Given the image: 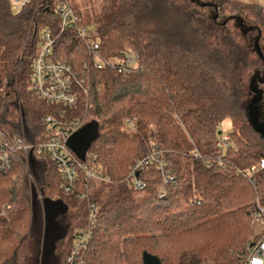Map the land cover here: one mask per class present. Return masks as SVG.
Wrapping results in <instances>:
<instances>
[{
  "label": "trees",
  "instance_id": "16d2710c",
  "mask_svg": "<svg viewBox=\"0 0 264 264\" xmlns=\"http://www.w3.org/2000/svg\"><path fill=\"white\" fill-rule=\"evenodd\" d=\"M102 3V68L74 29L55 44L56 58L83 74L77 106L66 109L31 88L40 36L58 27L56 0L19 12L0 0V129L35 143L50 134L47 116L65 111L67 120H86L96 128L88 153L81 158L71 148L104 178L92 189L82 177L65 195L57 167L38 153L0 173V264H14L30 241L36 251L26 256L38 261L46 199L69 212L68 237L56 247L63 264L89 226V202L98 218L73 264H144V253L162 264H238L255 235L253 214L264 207V97L245 83L255 51L264 62V8L238 0ZM229 21L236 26L228 28ZM253 31L254 45L246 36ZM126 54L137 55L138 64L120 73L117 61ZM125 119L138 120L140 132H125ZM227 119L237 129L219 147V124ZM153 150L176 179L166 182L149 167L139 175L145 188L136 190L128 184L131 170Z\"/></svg>",
  "mask_w": 264,
  "mask_h": 264
},
{
  "label": "built area",
  "instance_id": "2783aa9c",
  "mask_svg": "<svg viewBox=\"0 0 264 264\" xmlns=\"http://www.w3.org/2000/svg\"><path fill=\"white\" fill-rule=\"evenodd\" d=\"M34 1L40 2L41 0H26L23 6ZM13 9L15 8L13 7ZM55 19L57 29L51 26L47 27L40 36L33 62L31 88L43 101L72 109L77 106L79 100L77 88L84 83L83 74L76 71L69 62L56 58L55 44L65 32L74 29L78 37L85 43L87 51L93 54L95 65L102 68L98 57L100 38L97 31H89L86 26L81 25L78 12L67 2H59L56 5ZM137 64L138 56L131 54H126L124 58L117 61L120 73H126ZM65 114L63 111L59 117L47 116L45 118V125L51 131L42 142L32 143L25 138H11L0 129V173L11 170L15 163H21L23 159L26 160L30 153H38L47 156L57 167L63 179L62 189L65 195L72 194L77 189L82 177L88 183L103 181L101 172L90 167L86 161L79 159L69 145L70 140L86 126V120H67ZM123 130L132 134L139 133L138 120L125 119ZM229 140V136L226 135L218 142V146L225 147ZM261 165L264 167V161ZM149 167L161 171L166 182L176 179L172 172L165 171L162 152L153 150L146 158L134 165L131 170L133 179L131 182L128 181L129 186H134L136 190H143L145 183L139 178V175L141 171ZM88 211L89 226L86 230H82L77 237L75 248L68 259L70 264H73L74 257L79 253V250L86 246L92 229L95 228L98 207L89 202ZM253 218L255 235L246 250L241 252L238 264H264V207L258 205Z\"/></svg>",
  "mask_w": 264,
  "mask_h": 264
},
{
  "label": "rangeland",
  "instance_id": "374dc122",
  "mask_svg": "<svg viewBox=\"0 0 264 264\" xmlns=\"http://www.w3.org/2000/svg\"><path fill=\"white\" fill-rule=\"evenodd\" d=\"M26 0H11L14 11H21ZM103 0H56V3L67 2L72 8L81 13L83 22L89 31H96L97 22L99 19V13L102 8ZM206 1V0H205ZM208 1V0H207ZM243 3L258 4L264 8V0H238ZM56 4V5H57ZM207 13L211 14L212 11L207 10ZM228 15V16H227ZM222 15L220 18L221 23L225 22L229 18V14ZM235 21H229L228 28H234ZM245 27L252 26V23L244 18ZM248 37L247 43H252L254 45L257 39L256 31L250 32L246 35ZM260 45H263L260 42ZM255 51V50H254ZM252 61L253 66L249 67V70L245 73V83L250 86L251 94H256L255 89L257 88L264 97V84L260 85V82H264V62L257 59L256 51L253 53ZM256 77V78H255ZM255 78V79H254ZM256 80V81H255ZM254 88V90L251 89ZM249 96L252 99L253 95ZM237 129L236 125L232 120L227 119L219 124V130L223 133L222 136L225 137L233 133ZM99 182H92V189H96ZM44 212H43V226H42V240L40 244V253L38 261H33V258L26 256L27 253L33 252L35 250V245L30 241L29 246L23 248L19 256L17 257L14 264H63V257L60 252L57 251V245L61 240H66L69 234V212L67 211V217L61 214L64 209V205L58 201L44 200ZM42 208V207H41ZM43 211V209H42ZM66 215V214H65ZM41 224L37 225V229L40 228ZM40 235V234H39ZM35 247V248H34ZM38 250V247H37ZM36 251V250H35ZM69 259V258H68ZM67 259V262H68Z\"/></svg>",
  "mask_w": 264,
  "mask_h": 264
},
{
  "label": "water",
  "instance_id": "95a60500",
  "mask_svg": "<svg viewBox=\"0 0 264 264\" xmlns=\"http://www.w3.org/2000/svg\"><path fill=\"white\" fill-rule=\"evenodd\" d=\"M96 128L93 125L85 126L79 133H77L69 142L70 147L76 146L78 148L77 152L80 153V157L83 158L87 151L89 150V146L94 136ZM221 134V133H220ZM62 203V201H58ZM64 205V204H63ZM65 206V205H64ZM67 213V207L61 211V214L64 216ZM144 264H162L161 261L148 253H144L143 255Z\"/></svg>",
  "mask_w": 264,
  "mask_h": 264
}]
</instances>
